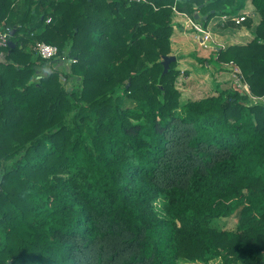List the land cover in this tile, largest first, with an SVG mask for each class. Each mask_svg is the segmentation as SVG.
Instances as JSON below:
<instances>
[{
  "label": "trees",
  "instance_id": "16d2710c",
  "mask_svg": "<svg viewBox=\"0 0 264 264\" xmlns=\"http://www.w3.org/2000/svg\"><path fill=\"white\" fill-rule=\"evenodd\" d=\"M174 10L252 33L216 51L243 91L175 110ZM0 25V264H264V0H0Z\"/></svg>",
  "mask_w": 264,
  "mask_h": 264
},
{
  "label": "crops",
  "instance_id": "0c3cea01",
  "mask_svg": "<svg viewBox=\"0 0 264 264\" xmlns=\"http://www.w3.org/2000/svg\"><path fill=\"white\" fill-rule=\"evenodd\" d=\"M195 13L201 17L198 11H195ZM189 17L190 16L187 14L178 11L174 12L172 17L173 30L171 35L170 54L176 57V69L179 70L177 78L182 77L189 82V79H195L197 76L196 80L202 81L203 84L206 83V80L211 79L212 85L214 82V90H218L220 87L221 90H224L220 84L228 80L229 73L227 74L223 69L225 63H218L215 61L216 51L224 44V41L227 42L225 45L232 41L244 44L253 37L252 33L244 26H241L234 34L213 33L211 29L218 21V18H212L206 25L207 30L211 33V38L202 42L200 34L191 28ZM203 18H205V16ZM192 19L196 20L195 18ZM197 22L202 25L200 21ZM229 37L231 40H227ZM208 42L209 45L207 44ZM60 63L62 62L60 61ZM209 68H213L215 71L213 77L209 75ZM182 74L184 76H182ZM203 78L205 79L204 81ZM203 84L201 88L204 86ZM197 87L199 88L200 86Z\"/></svg>",
  "mask_w": 264,
  "mask_h": 264
},
{
  "label": "rangeland",
  "instance_id": "374dc122",
  "mask_svg": "<svg viewBox=\"0 0 264 264\" xmlns=\"http://www.w3.org/2000/svg\"><path fill=\"white\" fill-rule=\"evenodd\" d=\"M227 40H231V38L229 37ZM209 42L207 43L208 45H209ZM225 43H227V42L224 41V44H222L220 46V48H224ZM192 56H193V54H192ZM215 61L219 63V61H217V60H215ZM223 69L227 72V74L229 73L228 80L225 83L220 84L224 89H226L228 91H230V90L231 91H235V90L236 91H243L246 88V86L242 83V79H241L240 73H239L240 70L234 62L225 63ZM214 74H215L214 69L209 68V75L213 77ZM182 76H184V75L182 74ZM196 78H197V76H196ZM196 78L192 79V80L189 79V82H188V80H185L182 77L177 78L176 88L180 92V97L178 99V102H179L178 107L175 110L178 113L182 112V107L185 105V103L187 101L199 99V98L205 97L207 95H211V94L215 95L221 90V87L218 90H214V82L212 85L211 79L206 80V83L203 84L202 81H198V80H196ZM204 80L205 79L203 78V81ZM202 84L204 86L201 88ZM197 86H200V87L198 88ZM163 203H164V200L162 198L161 199L158 198L157 200H155L153 202V206L157 212H160L161 214L164 215V211L162 210ZM234 223H235L234 218H219V219L217 218L214 220L212 225L216 228L224 229V228H232L234 226ZM178 264H201V263L180 261V262H178Z\"/></svg>",
  "mask_w": 264,
  "mask_h": 264
},
{
  "label": "built area",
  "instance_id": "2783aa9c",
  "mask_svg": "<svg viewBox=\"0 0 264 264\" xmlns=\"http://www.w3.org/2000/svg\"><path fill=\"white\" fill-rule=\"evenodd\" d=\"M129 2H140V1H145V0H126ZM174 12H177L176 10H174ZM249 14H244L242 16L239 17H235L233 18L234 22L236 24H239L240 22H242ZM189 23L191 28L200 34V38L201 41H207L211 38V33L205 29L200 23H198L196 20L192 19L191 17H189ZM228 17L223 14L221 16V20L224 22ZM10 39V29L9 28H4L0 25V47L1 48H6L8 47V41ZM32 49L34 52H36V54H38L40 57H42L43 59H58L61 62H66L67 64L74 61V59H72L71 57H67L64 55L59 54L58 48L57 46L53 45V44H49L46 43L44 41H36L33 46ZM240 73V72H239ZM241 77V76H240Z\"/></svg>",
  "mask_w": 264,
  "mask_h": 264
},
{
  "label": "water",
  "instance_id": "95a60500",
  "mask_svg": "<svg viewBox=\"0 0 264 264\" xmlns=\"http://www.w3.org/2000/svg\"><path fill=\"white\" fill-rule=\"evenodd\" d=\"M199 17V15H197V13H194V18L197 19ZM14 33V28H12L10 30V36H12ZM14 47V43L12 42L11 39H9L8 41V48H13ZM176 60V57L175 55L173 54H168V55H163L162 56V60H161V64H162V67H163V70H162V74H165L168 69H169V65L171 62L175 61Z\"/></svg>",
  "mask_w": 264,
  "mask_h": 264
}]
</instances>
